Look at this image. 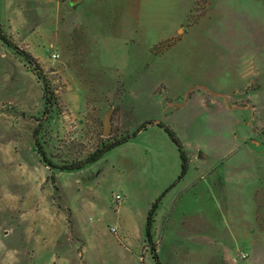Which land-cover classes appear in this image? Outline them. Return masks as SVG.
<instances>
[{
	"label": "rangeland",
	"instance_id": "1",
	"mask_svg": "<svg viewBox=\"0 0 264 264\" xmlns=\"http://www.w3.org/2000/svg\"><path fill=\"white\" fill-rule=\"evenodd\" d=\"M123 1L0 0L3 30L38 63L0 40V264H155L144 227L161 195L153 196L154 152L126 165L112 158L158 138L154 130L97 163L62 168L145 121L166 120L198 74L185 67L192 41L166 51L186 29L166 38V4L143 20L127 14ZM204 7L200 2L187 26ZM35 130L54 166L39 153ZM160 151L166 172V146ZM118 193L123 207L114 202ZM190 214L170 228L162 208L153 239L163 264H264V221L252 227L249 243L248 228L232 229L219 208L208 212V224Z\"/></svg>",
	"mask_w": 264,
	"mask_h": 264
},
{
	"label": "crops",
	"instance_id": "2",
	"mask_svg": "<svg viewBox=\"0 0 264 264\" xmlns=\"http://www.w3.org/2000/svg\"><path fill=\"white\" fill-rule=\"evenodd\" d=\"M203 1L204 12L187 26L192 12ZM123 3L127 14L143 20L153 17L154 11L166 4V21L171 23L166 38L183 26L186 28L166 51L186 39L193 42L187 46L193 54L185 67H195L198 74L185 99L173 105L166 112V120H161L180 138L189 166L185 176L176 181L181 171L180 152L167 132L156 124L140 130L93 163L154 130L158 138L143 139L134 149L127 147L112 156L115 165H126L139 159L142 152L153 151L156 163L151 175L158 183L153 196L174 183L159 202L153 235L157 237L158 218H162L164 205L170 228L191 221L192 212L194 218L201 216L198 219L203 218L208 224V212L219 208L232 229L235 225L244 227L243 231L248 228L245 237L250 243L252 227H263L264 221V0ZM193 61L195 64H190ZM161 145L166 146V172L161 171L165 162V157L159 155ZM127 169L129 174L131 168ZM121 202L123 207V196ZM196 226H200L198 222ZM239 234L232 230L235 238Z\"/></svg>",
	"mask_w": 264,
	"mask_h": 264
},
{
	"label": "trees",
	"instance_id": "3",
	"mask_svg": "<svg viewBox=\"0 0 264 264\" xmlns=\"http://www.w3.org/2000/svg\"><path fill=\"white\" fill-rule=\"evenodd\" d=\"M0 40L6 44L9 47H12L13 49H15L18 53H20L22 56L25 57V59L31 64H34L37 68L38 63L34 62V58L32 57V55L28 52V51H24L21 50L19 48V46L13 42V40L9 37V35H7V33L3 30L2 25L0 23ZM45 89L46 91L49 90L48 84H45ZM47 111V110H46ZM152 124H156L160 127H162L165 132H167V134L169 135V137L171 138V140L177 145L178 150L180 152V157H181V171L180 174L177 178L176 181L180 180L181 178H183L188 170V166H189V158H188V154L186 149L184 148L180 138L178 137V135L175 133V131L173 129H171L169 126H167L166 124H164L162 121H153V120H149V121H145L144 123L141 124V126L134 131L131 135L125 136L122 139H119L111 144H109L107 147H105L104 149H102L101 151L96 152L95 154H93L90 158H88L86 161H81L78 164H73V165H68L62 168H70V169H81L84 166L91 164L95 161H97L98 159H100L107 151L113 149L114 147L128 141L132 136H135L140 130L146 128L148 125H152ZM34 136H35V143L38 147V151L41 154L42 158L44 159L45 162H47L49 165L54 166L53 163H51V161L47 158L46 152L40 142V140L38 139V132L37 130H35L34 132ZM174 184V183H173ZM173 184H171L169 187H167L162 193L161 195L152 203L147 216H146V222H145V236H146V243L148 245V247L150 248V252L152 255V258L154 260L155 264H163L159 253L157 251L156 245H155V241L153 239V233H152V225L155 219V214L159 205L160 200L162 199V197L165 195V193L173 186Z\"/></svg>",
	"mask_w": 264,
	"mask_h": 264
},
{
	"label": "water",
	"instance_id": "4",
	"mask_svg": "<svg viewBox=\"0 0 264 264\" xmlns=\"http://www.w3.org/2000/svg\"><path fill=\"white\" fill-rule=\"evenodd\" d=\"M80 1L81 0H69L70 4H72V5H77L78 3H80ZM104 123H105L104 135H107V133H108V123H109L108 116H106L104 118Z\"/></svg>",
	"mask_w": 264,
	"mask_h": 264
},
{
	"label": "built area",
	"instance_id": "5",
	"mask_svg": "<svg viewBox=\"0 0 264 264\" xmlns=\"http://www.w3.org/2000/svg\"><path fill=\"white\" fill-rule=\"evenodd\" d=\"M122 200V196L118 193L114 195V202H119Z\"/></svg>",
	"mask_w": 264,
	"mask_h": 264
}]
</instances>
